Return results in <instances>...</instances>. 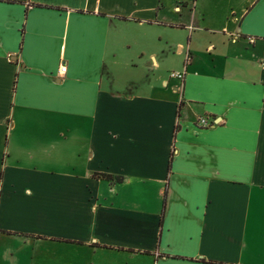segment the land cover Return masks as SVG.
Instances as JSON below:
<instances>
[{"label": "crops", "instance_id": "1", "mask_svg": "<svg viewBox=\"0 0 264 264\" xmlns=\"http://www.w3.org/2000/svg\"><path fill=\"white\" fill-rule=\"evenodd\" d=\"M198 4L0 0V264H264V0Z\"/></svg>", "mask_w": 264, "mask_h": 264}, {"label": "rangeland", "instance_id": "2", "mask_svg": "<svg viewBox=\"0 0 264 264\" xmlns=\"http://www.w3.org/2000/svg\"><path fill=\"white\" fill-rule=\"evenodd\" d=\"M194 0H191L193 3ZM245 0H199L198 8H202L204 12V25L208 26L213 30V37L221 32V27L227 23L228 20L233 19V12L238 11ZM220 30V32L218 31ZM167 33V32H166ZM169 33L172 35L184 34L181 30H170ZM176 60L173 56H170L168 60H163L161 65L155 70V78L158 80L166 78L172 84L175 82V77H170L173 71H177ZM153 79V78H152Z\"/></svg>", "mask_w": 264, "mask_h": 264}, {"label": "built area", "instance_id": "3", "mask_svg": "<svg viewBox=\"0 0 264 264\" xmlns=\"http://www.w3.org/2000/svg\"><path fill=\"white\" fill-rule=\"evenodd\" d=\"M65 72H66V65L64 63H61L58 68V73L60 75H63ZM170 77H175L179 80H182L184 77V71H173L170 74ZM198 123L203 127H208L211 124V122L206 117H199Z\"/></svg>", "mask_w": 264, "mask_h": 264}, {"label": "trees", "instance_id": "4", "mask_svg": "<svg viewBox=\"0 0 264 264\" xmlns=\"http://www.w3.org/2000/svg\"><path fill=\"white\" fill-rule=\"evenodd\" d=\"M95 176L97 177H102V178H106V179H111L112 178V175L110 174H107V173H94ZM115 180H121V177H114ZM164 195H165V192H164Z\"/></svg>", "mask_w": 264, "mask_h": 264}]
</instances>
